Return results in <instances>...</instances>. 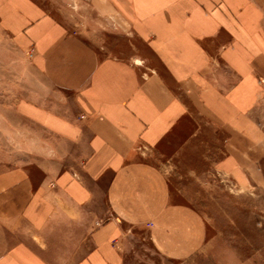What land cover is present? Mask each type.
<instances>
[{
  "label": "crops",
  "instance_id": "1",
  "mask_svg": "<svg viewBox=\"0 0 264 264\" xmlns=\"http://www.w3.org/2000/svg\"><path fill=\"white\" fill-rule=\"evenodd\" d=\"M97 3L133 56L102 54L33 0H0L1 30L54 92L52 107L0 114V264H137L133 232L169 264L200 253L203 218L143 151L191 97L264 172V0Z\"/></svg>",
  "mask_w": 264,
  "mask_h": 264
},
{
  "label": "rangeland",
  "instance_id": "2",
  "mask_svg": "<svg viewBox=\"0 0 264 264\" xmlns=\"http://www.w3.org/2000/svg\"><path fill=\"white\" fill-rule=\"evenodd\" d=\"M44 12L87 37L106 55L131 57L136 50L119 16L98 14L97 0H33ZM100 5V4H99ZM105 16V17H103ZM0 28V114L16 117L20 104L52 107L54 92L29 56ZM181 103V118L153 149L143 150L169 180L172 193L203 218L206 240L184 264H264V172L236 155L230 133L202 111L194 97ZM44 105V106H45ZM264 121V105L260 109ZM264 123V122H263ZM264 127V125H263ZM130 235L137 264H169L139 232ZM145 238V237H144Z\"/></svg>",
  "mask_w": 264,
  "mask_h": 264
}]
</instances>
